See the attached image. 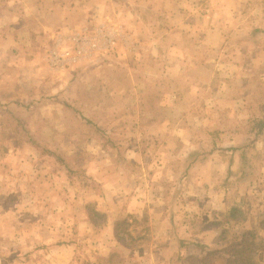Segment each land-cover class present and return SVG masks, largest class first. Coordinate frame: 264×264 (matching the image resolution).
Instances as JSON below:
<instances>
[{
  "label": "rangeland",
  "instance_id": "obj_1",
  "mask_svg": "<svg viewBox=\"0 0 264 264\" xmlns=\"http://www.w3.org/2000/svg\"><path fill=\"white\" fill-rule=\"evenodd\" d=\"M262 221L264 0H0V264H264Z\"/></svg>",
  "mask_w": 264,
  "mask_h": 264
},
{
  "label": "built area",
  "instance_id": "obj_2",
  "mask_svg": "<svg viewBox=\"0 0 264 264\" xmlns=\"http://www.w3.org/2000/svg\"><path fill=\"white\" fill-rule=\"evenodd\" d=\"M97 47V42L84 33L62 32L54 38L48 51L49 67L54 72H64L81 63L87 53Z\"/></svg>",
  "mask_w": 264,
  "mask_h": 264
},
{
  "label": "trees",
  "instance_id": "obj_3",
  "mask_svg": "<svg viewBox=\"0 0 264 264\" xmlns=\"http://www.w3.org/2000/svg\"><path fill=\"white\" fill-rule=\"evenodd\" d=\"M247 216L245 213L240 209L239 207H233L229 213L227 221H233V222H245L247 221ZM230 220V221H229ZM122 224H127V221H121ZM221 222H217L219 225ZM262 224L264 225V221H262ZM147 230V231H146ZM149 229H145V233H148ZM256 232L255 231H248L243 235V238L239 242H233L234 246L241 247L244 250H247L250 252V254H255L259 250V243H256L255 240ZM202 248V247H201ZM182 258V257H181ZM191 259V258H189ZM245 259L243 256H241L240 260L236 259H228L226 261V264H249L244 261Z\"/></svg>",
  "mask_w": 264,
  "mask_h": 264
},
{
  "label": "crops",
  "instance_id": "obj_4",
  "mask_svg": "<svg viewBox=\"0 0 264 264\" xmlns=\"http://www.w3.org/2000/svg\"><path fill=\"white\" fill-rule=\"evenodd\" d=\"M55 38V35L53 36V39ZM50 49V48H49ZM49 51V50H48ZM47 63H48V60H47Z\"/></svg>",
  "mask_w": 264,
  "mask_h": 264
}]
</instances>
